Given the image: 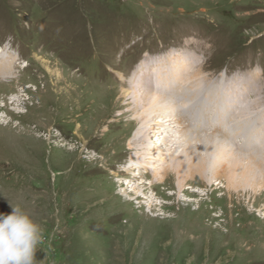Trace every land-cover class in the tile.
I'll use <instances>...</instances> for the list:
<instances>
[{
    "label": "rangeland",
    "instance_id": "374dc122",
    "mask_svg": "<svg viewBox=\"0 0 264 264\" xmlns=\"http://www.w3.org/2000/svg\"><path fill=\"white\" fill-rule=\"evenodd\" d=\"M171 51L175 65L180 55L205 65L211 88L244 79L246 124L259 115L264 131V0H0V63L13 65L0 78L11 82L0 97V213L19 206L39 225L35 264H264L263 147L209 174L188 163L153 188L173 156L148 170L161 152L137 162L129 149V81ZM62 76L74 80L70 97L52 88Z\"/></svg>",
    "mask_w": 264,
    "mask_h": 264
},
{
    "label": "bare ground",
    "instance_id": "6f19581e",
    "mask_svg": "<svg viewBox=\"0 0 264 264\" xmlns=\"http://www.w3.org/2000/svg\"><path fill=\"white\" fill-rule=\"evenodd\" d=\"M171 53L178 52L171 51L170 53H166V55H171ZM180 56L182 58V60L178 58L180 65L179 63L174 64L175 59L171 55L169 59H161L158 63L153 64L155 66L154 72L149 69L150 64L146 65L145 61H142L137 67L135 77L133 76L129 81L131 86V102L133 104L132 110H134L132 115L134 121L129 123V125L137 124V132L128 144L129 149L137 151L133 154V157H135L137 162H140L150 156V158H153L152 156L154 155L152 152L156 150L160 151L162 156H155L156 161L149 159L144 164L146 169L156 170L161 165L160 161L167 160L166 156H173L169 168L165 169L164 167L160 173H155L153 175V182L147 183L150 188L158 184L162 185L161 183L163 182L165 184L171 172L177 171V168L180 166L186 168L188 163L195 164V166H191L193 168L187 166L189 171L194 169L192 171H201L200 174H209L210 170H215L219 167L226 170L224 166L231 159L245 161L249 159V156H258V150L262 147L264 149V142L258 147V142L260 143L264 140V131L258 134L259 115L255 119H250L255 121L254 123L246 124V121H248L245 118L247 113H244V102L241 100L244 97L241 94V86L244 85V79L232 77V79L227 80L219 76L217 79H226L228 81L227 86L233 85L235 88H227V86L219 87L217 88L218 90L211 88L209 87V78L203 76L202 69L205 65H200V61L197 60H193L192 62L188 61L189 65H185L187 61L185 62L184 60L186 58L182 55ZM12 71L13 65L8 66L6 63H0V78L5 77L6 74H9L11 77ZM179 74L182 75L180 78L178 77ZM73 81V79H68L65 76L59 77L55 81H52V88L54 87L56 89L62 86L67 90L70 88L68 90L70 92L73 89H77L74 87ZM10 84L11 82H8V86H6L0 82V85L6 88L4 91H0V97L3 103L6 102L5 100L8 94L7 88L10 87ZM29 88L27 87V89ZM63 88L58 89L59 94H63ZM70 94L71 92L68 94L69 97L71 96ZM18 100H20L19 97ZM39 101L40 108L38 110H41L48 102L43 99H39ZM14 102L16 103L18 101L14 100ZM32 106L34 107L35 104H32ZM212 106L222 107L221 110L216 112L215 121L211 117L214 112V107L212 108ZM225 107L228 110L234 108V117H230L228 121L225 118L228 115L227 113L222 116L224 119L219 124V120L222 118H219L220 111H223ZM33 110H37L36 106ZM175 112H177L176 115ZM241 113L242 117L240 121L242 123L240 126L238 125L240 123H237L236 127L234 120L236 119L238 121ZM0 118L5 117L1 116ZM262 120L264 121V119ZM11 123L8 122L7 124H3V126L10 129L12 126ZM185 124L191 127L192 130H195L194 132H198V136L193 135V133H188L189 129ZM20 125L18 124L15 129L12 128L14 129L13 131L19 128L18 126ZM181 130H186V132L184 131L183 134ZM234 131L237 133L234 134ZM242 138L244 144H242L241 148L237 147L238 142H240L239 140ZM153 139L156 141L152 143L151 140ZM194 142L200 143L202 146L210 144L211 148L206 149V151L209 150L207 151L208 154L206 153V156H203L197 152L195 154L187 151L188 149H184L179 155L176 154L181 148L187 147V145L190 147ZM156 154L159 155L160 153ZM150 163H152L151 166ZM192 171L191 173H193ZM147 189L149 188L145 187L142 193ZM130 203L132 204L131 201H128V204Z\"/></svg>",
    "mask_w": 264,
    "mask_h": 264
},
{
    "label": "clouds",
    "instance_id": "9594fccd",
    "mask_svg": "<svg viewBox=\"0 0 264 264\" xmlns=\"http://www.w3.org/2000/svg\"><path fill=\"white\" fill-rule=\"evenodd\" d=\"M10 207L0 213V264H35L41 229L21 207Z\"/></svg>",
    "mask_w": 264,
    "mask_h": 264
},
{
    "label": "crops",
    "instance_id": "0c3cea01",
    "mask_svg": "<svg viewBox=\"0 0 264 264\" xmlns=\"http://www.w3.org/2000/svg\"><path fill=\"white\" fill-rule=\"evenodd\" d=\"M263 113H260V115H262Z\"/></svg>",
    "mask_w": 264,
    "mask_h": 264
}]
</instances>
